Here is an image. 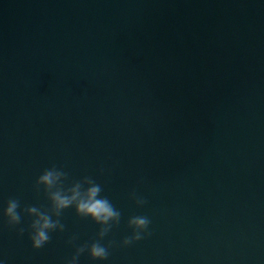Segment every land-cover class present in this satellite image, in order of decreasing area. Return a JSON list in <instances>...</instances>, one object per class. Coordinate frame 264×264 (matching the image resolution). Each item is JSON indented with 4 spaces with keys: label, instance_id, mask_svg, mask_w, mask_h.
Returning <instances> with one entry per match:
<instances>
[{
    "label": "water",
    "instance_id": "1",
    "mask_svg": "<svg viewBox=\"0 0 264 264\" xmlns=\"http://www.w3.org/2000/svg\"><path fill=\"white\" fill-rule=\"evenodd\" d=\"M53 166L120 211L103 239L72 206L32 246ZM97 240L108 258L78 264H264V0H0V264Z\"/></svg>",
    "mask_w": 264,
    "mask_h": 264
},
{
    "label": "clouds",
    "instance_id": "2",
    "mask_svg": "<svg viewBox=\"0 0 264 264\" xmlns=\"http://www.w3.org/2000/svg\"><path fill=\"white\" fill-rule=\"evenodd\" d=\"M66 179L67 173L53 166L51 169H45L36 181L37 190H39L40 185H43L51 201V207L46 211H41L36 206H29L25 209L29 215L35 217L30 227L32 229V246L36 249L42 248L50 241V232L57 229L61 232L64 231L65 225L61 223L60 217L64 209L72 206H75L79 216L91 217L92 220L102 226L98 233L100 239L108 234L113 223L119 224L120 222V211L116 210L106 197L100 195L102 188L92 178L84 177L82 181H75L71 187L64 186ZM85 184L88 185L87 188H84ZM132 198L136 200L138 205L142 206L146 203V200L137 197L135 192L132 193ZM19 206L18 200H8L4 215L8 218L9 226L20 224L21 216L17 211ZM53 215L56 217L55 220L52 219ZM128 224L133 228L134 235L126 237L123 240L124 245H129L134 240H140L142 238L141 233L148 228L150 220L146 216H134L129 219ZM23 232L24 229L20 228L19 233L22 235ZM72 239L74 240L75 237ZM69 243H72V240ZM113 243L109 241L108 247H111ZM108 247L103 246L99 240L91 243V245L79 246L76 249V254L67 261V264H78L79 256L86 250L93 259L106 260L109 256Z\"/></svg>",
    "mask_w": 264,
    "mask_h": 264
}]
</instances>
